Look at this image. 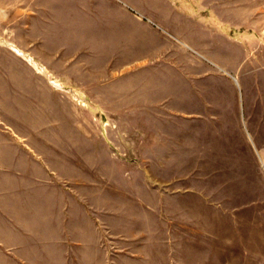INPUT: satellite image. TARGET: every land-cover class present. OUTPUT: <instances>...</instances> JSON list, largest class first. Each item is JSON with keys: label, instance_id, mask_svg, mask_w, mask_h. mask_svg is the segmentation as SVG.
<instances>
[{"label": "rangeland", "instance_id": "obj_1", "mask_svg": "<svg viewBox=\"0 0 264 264\" xmlns=\"http://www.w3.org/2000/svg\"><path fill=\"white\" fill-rule=\"evenodd\" d=\"M172 51L192 66L187 109ZM248 71L264 82V0H0V221L31 240L17 261L264 264V101L255 140L217 108L221 78Z\"/></svg>", "mask_w": 264, "mask_h": 264}, {"label": "crops", "instance_id": "obj_2", "mask_svg": "<svg viewBox=\"0 0 264 264\" xmlns=\"http://www.w3.org/2000/svg\"><path fill=\"white\" fill-rule=\"evenodd\" d=\"M171 26H169L170 28ZM142 46L150 48V44H147L146 42L141 43ZM160 45H162V42H160ZM166 46H164L165 48ZM170 51V50H169ZM171 53V52H170ZM172 57V108L174 109H187L188 102L193 97V79H192V66L190 62L184 61L183 66H179L176 61L182 60L181 56H177L175 51H172L171 53ZM180 58V59H178ZM214 77V76H213ZM223 82L227 83V87L229 90V93L231 94V97L233 98L232 106L229 108H226L225 105L223 106H217L218 109H222L223 114H226L228 111L229 113H233L234 116V123L233 128L234 133H241L240 125L241 122L238 119V113L245 118L244 125L247 126L250 132L251 126L249 117L254 115V108L251 105V102L259 98L260 100L264 101V82H262V74L256 73L254 71H248L246 75L242 77L240 82L238 79L232 75V79L228 78H221ZM239 82V83H238ZM235 86L240 91V99H242L243 104H240V107L238 109L236 105V89ZM215 92L219 94V91L214 89ZM238 109V110H237ZM243 111H242V110ZM227 113V114H229ZM223 124V123H222ZM229 131V130H228ZM220 132L222 133V130L220 129ZM250 139L255 140V137L251 135L250 132ZM241 138V137H240ZM14 207V206H13ZM13 210V209H12ZM15 211V210H13ZM12 211V212H13ZM8 213L10 212V206L8 203L1 204L0 203V215L1 213ZM3 225L0 221V251L3 249H7L6 251L10 254L12 253V259L9 258L11 261L7 264H33L32 261L25 260V262L21 263L17 261V253H21L23 247L28 246L31 242V240L28 239L26 227L23 229L22 226L17 227L16 225H8L5 221H2ZM2 226V227H1ZM38 226V225H37ZM7 232L8 239L5 238V233ZM0 264L2 262L0 261ZM5 264V263H3Z\"/></svg>", "mask_w": 264, "mask_h": 264}]
</instances>
